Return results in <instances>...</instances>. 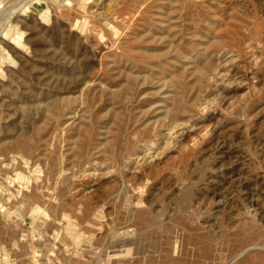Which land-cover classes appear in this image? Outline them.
I'll return each mask as SVG.
<instances>
[{
	"label": "rangeland",
	"instance_id": "obj_1",
	"mask_svg": "<svg viewBox=\"0 0 264 264\" xmlns=\"http://www.w3.org/2000/svg\"><path fill=\"white\" fill-rule=\"evenodd\" d=\"M0 264H264V0H0Z\"/></svg>",
	"mask_w": 264,
	"mask_h": 264
}]
</instances>
